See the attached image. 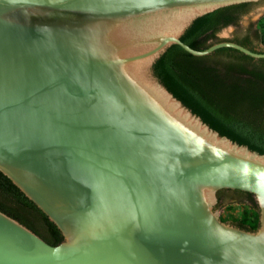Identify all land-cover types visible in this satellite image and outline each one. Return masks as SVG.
I'll use <instances>...</instances> for the list:
<instances>
[{
	"label": "water",
	"instance_id": "1",
	"mask_svg": "<svg viewBox=\"0 0 264 264\" xmlns=\"http://www.w3.org/2000/svg\"><path fill=\"white\" fill-rule=\"evenodd\" d=\"M249 1L0 0V170L64 235L51 245L0 211V264H264V155L149 75L173 43L264 58L234 41L196 50L180 38L196 17ZM89 19L145 35L126 50L130 38L76 24ZM137 63L183 117L120 73ZM224 188L254 195L258 229L220 218Z\"/></svg>",
	"mask_w": 264,
	"mask_h": 264
},
{
	"label": "trees",
	"instance_id": "2",
	"mask_svg": "<svg viewBox=\"0 0 264 264\" xmlns=\"http://www.w3.org/2000/svg\"><path fill=\"white\" fill-rule=\"evenodd\" d=\"M255 4L249 1L226 5L198 16L180 38L196 50H205L214 43L229 40L253 51L264 52L258 48V44H264L258 29H249L232 38L219 37L224 28L237 24ZM152 73L211 129L264 155V58L256 59L233 47H222L209 55L196 56L173 43L154 61ZM231 200L247 203L256 214L255 218L244 214L232 224L256 230L260 209L254 195L239 189L218 191V208ZM0 211L51 245L64 240L57 224L1 170Z\"/></svg>",
	"mask_w": 264,
	"mask_h": 264
},
{
	"label": "bare ground",
	"instance_id": "3",
	"mask_svg": "<svg viewBox=\"0 0 264 264\" xmlns=\"http://www.w3.org/2000/svg\"><path fill=\"white\" fill-rule=\"evenodd\" d=\"M76 24L83 26L86 31H90L91 34H94V36L98 35L105 38L107 35L113 42H116L117 40H123L124 38L128 40L130 38L132 41H126V50L131 49V47L134 46V41L138 38H144L145 35V33H139L135 30L133 31L131 29L132 27L129 26V24L121 22L95 21L89 19L87 20V22H83V20H77ZM120 73L142 86L159 102L163 103L176 115L183 117V114L177 109V107H175L173 102L166 96V94L161 89L157 88L153 84V82L147 77L145 63H137L127 67H123L122 69H120Z\"/></svg>",
	"mask_w": 264,
	"mask_h": 264
},
{
	"label": "rangeland",
	"instance_id": "4",
	"mask_svg": "<svg viewBox=\"0 0 264 264\" xmlns=\"http://www.w3.org/2000/svg\"><path fill=\"white\" fill-rule=\"evenodd\" d=\"M254 3L256 4L250 12L243 15L237 24L224 28L219 33V37L232 38L234 35L242 34L249 29H258L264 39V0L254 1ZM258 48L264 49V44H258ZM257 64L260 65V62ZM149 75L153 77L151 67L149 68ZM214 210L219 214L223 221L231 224L240 220L244 214H247L249 218H255L256 215L254 209L250 205L247 203L236 202L235 200L229 201L222 208H218V204H215Z\"/></svg>",
	"mask_w": 264,
	"mask_h": 264
}]
</instances>
